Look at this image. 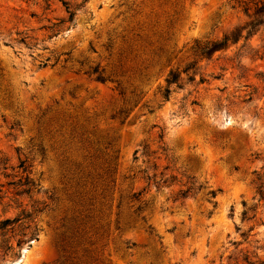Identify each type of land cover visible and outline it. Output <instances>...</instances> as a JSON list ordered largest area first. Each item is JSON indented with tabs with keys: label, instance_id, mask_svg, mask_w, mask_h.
I'll return each mask as SVG.
<instances>
[{
	"label": "rangeland",
	"instance_id": "1",
	"mask_svg": "<svg viewBox=\"0 0 264 264\" xmlns=\"http://www.w3.org/2000/svg\"><path fill=\"white\" fill-rule=\"evenodd\" d=\"M244 2L0 0V220L39 209L0 264H264V16Z\"/></svg>",
	"mask_w": 264,
	"mask_h": 264
},
{
	"label": "trees",
	"instance_id": "2",
	"mask_svg": "<svg viewBox=\"0 0 264 264\" xmlns=\"http://www.w3.org/2000/svg\"><path fill=\"white\" fill-rule=\"evenodd\" d=\"M65 11L68 13L67 21H72L74 19L75 12L71 10L67 6L65 2H63ZM243 10L245 12H248L249 10H252V15L256 18L250 21L248 23V26L250 29L254 28L257 24L263 22L262 20H257V17H263L264 16V0H247V2L243 3ZM66 21V19H64ZM256 21V22H255ZM250 32V31H249ZM240 36V32H235L231 36L224 35L221 40L218 41H213V42H208L205 43L201 48H200V53L202 56L208 57L211 55L213 52L224 49L227 47L228 41L236 42ZM86 74L92 76L95 78V80L100 81V82H105V81H112V82H117V86L119 87V93L121 94V83L118 80H113L110 78L109 75H106L105 68L101 67L100 64H96L94 66L88 67L86 70ZM180 73L176 70H170L165 78V83L166 86L161 90L162 96L164 99H167L170 93L169 85L170 84H177L179 81ZM23 172L26 171L27 167L24 165V161L21 160L20 164L18 165ZM144 175L142 178L146 181L147 186L153 185L155 189H159L162 186H166V179L162 178H157L156 172L152 174H147L146 171L143 172ZM10 184V183H9ZM11 185L14 187H20V186H25V189H23L21 192L29 193L33 188H36V183L35 180L29 178V176H25L24 180L22 181L21 179H18L17 181L11 182ZM169 186V185H168ZM193 191V187H187L185 190H177V194L179 195L180 198H186L187 196L191 195ZM1 199V198H0ZM140 207L136 209V214L140 213ZM39 211L37 208H33L31 211H26L22 210L20 213V216L14 217V218H4L0 220V236L3 239L2 242L4 243V246L6 250H12L13 248V242L8 238H6V234L8 231L13 232L15 230V226L17 227L16 229L20 228L22 226V222H25L26 220L32 221L33 214L35 212ZM23 241L19 240L17 242V245H20ZM86 252V250H84Z\"/></svg>",
	"mask_w": 264,
	"mask_h": 264
}]
</instances>
